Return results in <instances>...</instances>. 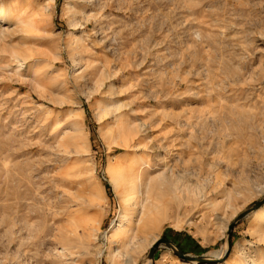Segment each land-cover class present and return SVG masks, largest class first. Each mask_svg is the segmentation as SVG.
I'll return each instance as SVG.
<instances>
[{"label":"rangeland","instance_id":"1","mask_svg":"<svg viewBox=\"0 0 264 264\" xmlns=\"http://www.w3.org/2000/svg\"><path fill=\"white\" fill-rule=\"evenodd\" d=\"M0 1L37 17L26 35L0 21V264H53L54 220L61 217L65 242L60 208L81 201L96 222L67 264H110L103 251L122 207L108 170L134 144L161 215L158 229L115 264L148 259L161 238L183 258L160 243L152 264H210L224 243L220 261L264 260V242L248 232L251 212L236 221L264 198V0ZM67 32L79 45H67ZM114 101L119 109L109 112ZM119 113L128 133L117 137L107 123ZM55 122L58 136L81 129L90 159L68 181L60 180ZM93 185L98 204L88 205ZM70 193L82 199L67 201Z\"/></svg>","mask_w":264,"mask_h":264},{"label":"bare ground","instance_id":"2","mask_svg":"<svg viewBox=\"0 0 264 264\" xmlns=\"http://www.w3.org/2000/svg\"><path fill=\"white\" fill-rule=\"evenodd\" d=\"M13 3H16V1ZM70 8H71L70 6H66L65 9L70 10L71 12L74 11V10H71ZM7 9L9 11L8 13L6 12ZM26 10L24 12L23 9L21 7H19V5L17 6L16 4H12V5L7 7L5 2L0 1V21L12 24L13 29L15 31H17V33H22V34L26 35L27 30H29L30 28L36 27V21L33 18L37 19V17H35V14L33 12H31L34 15V17L32 16L33 18H30V16L26 17L27 13H28V11H26ZM67 12L69 13V11H67ZM24 13H26V15H24ZM66 39L68 42L67 43L68 46L72 45L73 43L75 45H79V42H81L80 38H78V37L73 38V34L71 32H67ZM18 54L19 53H17V52L14 53V57L12 58L13 62H16V63L19 62L18 61L19 60ZM74 63H75L74 65H78V61L76 59H75ZM44 65L45 64H43L42 66H44ZM42 69L43 68H40L39 70L41 71ZM44 69H45V67H44ZM39 81H41V80H39ZM77 81H79V80L77 79ZM37 89H38V87H37ZM65 93H67V92L65 91ZM101 106H103V105H101ZM110 106L111 107L114 106L113 109H111ZM106 109L107 110L110 109V111L108 110L109 112L115 113L116 110H118L119 108H118V105H116V102L114 101V102L109 103V108L106 107ZM46 110L49 113L52 111L51 108H47ZM108 111H107V113H109ZM82 114H83L82 108H80L79 111H76L74 109L69 110V116L70 115L71 116H81ZM114 116H115V120L108 122L107 126H110L111 124L114 123V125H115L114 129H115L116 136L119 137L120 135H123V136L126 135L128 133V129H127L126 121H124V117H123L124 114L119 113V115L114 114ZM58 123L59 122L53 123V126H52L53 129H51V134H55L58 131V129H59L58 125H60ZM80 123L81 122L79 121V126H80ZM100 128H99V130H101ZM81 132H82L81 129H78V130H76L75 134H71V133L65 134L64 133L62 135V133H61V135H59V136H58V134H55V136H54V138H56L55 139V149L57 151L56 154L58 153L57 155L63 156L64 160H62V161L65 162L63 167L61 165L62 168H61V171L59 172L61 181L71 180L73 177H76L79 174V172L78 173L76 172V168H78V167L75 168V165H77L79 163V161L80 162L81 161L87 162L88 160H90V159L87 160V158H89V155H87V150L85 149V151H83L84 149L82 148V145L84 147L86 142H84V140L80 141L79 137L82 136V135H80ZM52 144H53V142H52ZM86 147L87 146H85V148ZM81 148L83 150L80 151ZM138 149H139L138 144H134L133 146L131 145L129 147L130 154L128 153V155L124 159H118L119 155H116L114 159L115 160L118 159V161H116V164L111 166V168H109V170H108L109 171V175H108L109 180L108 181H110L113 184L114 191H117V195H118V198L120 201L119 204H121L120 207H122L120 209L121 213L119 214L118 219L112 223L111 228H110L109 233H108L109 238L112 241H110V243H108L109 245L106 247V250L104 249V251H103V252H105L106 260L108 262H110V264H115L116 259H119V258H124V257L130 258V255L133 252H135V249H137L139 247V245H141L140 243L142 242L143 237L148 232L155 230L157 228L158 225H156V221H157L156 219H157V216L161 215V209H160L158 197H155L153 194L155 187L152 184L151 180L148 179L147 176L143 175V173L145 174V172H144L145 170H144V168H142V164L145 163V160L143 159L142 154L138 153L139 152ZM58 158L60 160V157H58ZM114 159H113V161H114ZM58 169H60V168H58ZM106 171H107V169H106ZM108 171L106 173H108ZM91 173H92L91 175L94 174L93 169H92ZM89 183H91V182H89ZM96 187H97L96 185H93L90 188V190L88 189L89 190V193L87 196L88 197V199H87L88 205L97 202L96 201L97 200V194L99 192L95 191V190H98V189H96ZM62 192L64 194H66L65 191H62ZM69 195L65 196L66 200L68 201L70 199L71 200L70 202H72V203H77V201H79L80 198L82 197L79 195H72L71 193ZM100 195H99V197H100ZM60 199H62V198H60ZM60 201L62 203V200H60ZM66 204H63V206ZM70 204L71 203L67 204L63 208L62 207L60 208L61 212L66 214V216L64 218H62V219H64V223H66L65 227H67V225L69 226V230L65 231V234H66V235H64L65 239H66L65 242H62V240H63V235L61 234V231H62L61 227L62 226L61 227L59 226V222L61 221V217L58 220H54V226H53V230H52L53 232L51 233L52 234L51 238L54 239L51 241H53L54 245L51 248H47V253H46L47 260L49 261V258L50 259L52 258L53 264H67L66 260H72L73 261L75 258L74 255H76V252L73 251L74 247H76V245H75L76 240L80 239L81 235L86 233V231L88 229L89 222H94V223L96 222V220H95L96 218H94L95 215H92L90 213L87 214L86 212H84L87 210L82 209V207H83L82 201L76 208L73 205L71 207ZM96 204H98V202ZM61 212L60 213L58 212V213L61 215ZM97 215L99 216V213ZM133 219H134V221H133ZM190 223H191V221H190ZM249 225H250L248 228L249 234L254 236V238H256V240L264 242V204L259 206L253 212H251V218H250V224ZM155 241H156V239H154L151 243H149L148 246L150 247L152 245V243ZM113 242H115L116 244L119 243L116 250L113 248V245H112V244H114ZM43 244H44L43 242L39 241V243H37L36 245H43ZM171 244L174 247V244L173 243H171ZM225 250H226V243H224L221 248H219V249L211 252L210 254H208V256H209L208 258L215 259V262L210 263V264H247L244 261H238L236 258H229L226 261H220L221 258L224 256ZM233 252H234V255L237 254L236 250H234ZM98 254H101V251H99ZM205 258H207V257H205ZM197 259L201 260L202 258L198 257ZM26 260H27L26 264H34V263H32V261L30 262L28 257L26 258ZM175 263H178V264H197L196 260H192L189 262H186L184 260H182V261L176 260ZM250 263L251 264H264V260H252V261L250 260ZM70 264H74V262L73 263L71 262ZM133 264H152V260L147 259L145 257L143 259L139 260V258L136 256L135 260L133 261ZM206 264H209V263H206Z\"/></svg>","mask_w":264,"mask_h":264},{"label":"water","instance_id":"3","mask_svg":"<svg viewBox=\"0 0 264 264\" xmlns=\"http://www.w3.org/2000/svg\"><path fill=\"white\" fill-rule=\"evenodd\" d=\"M262 204H264V198L261 199L260 201H258L257 203H255V205H253V207L249 211H246V212L242 213L241 215H239L237 217L236 221L242 219L248 212H253L254 210H256ZM232 226H233V224L230 226V229L232 228ZM160 243H164L167 246L171 247L176 255H178L179 257L183 258V254L180 251H178L175 247H173L170 241H167L166 239L161 238V239H158L152 245V247L149 249L148 254H147L148 259H152L154 251L158 248Z\"/></svg>","mask_w":264,"mask_h":264}]
</instances>
